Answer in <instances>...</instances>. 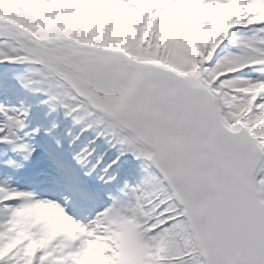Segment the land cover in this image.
Returning a JSON list of instances; mask_svg holds the SVG:
<instances>
[{
    "label": "snow or ice",
    "instance_id": "snow-or-ice-1",
    "mask_svg": "<svg viewBox=\"0 0 264 264\" xmlns=\"http://www.w3.org/2000/svg\"><path fill=\"white\" fill-rule=\"evenodd\" d=\"M0 264H264V0H0Z\"/></svg>",
    "mask_w": 264,
    "mask_h": 264
}]
</instances>
